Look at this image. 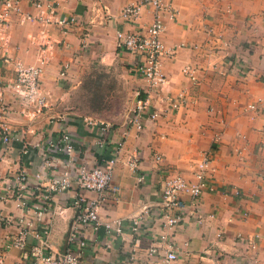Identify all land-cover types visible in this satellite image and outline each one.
Segmentation results:
<instances>
[{
	"label": "crops",
	"instance_id": "crops-1",
	"mask_svg": "<svg viewBox=\"0 0 264 264\" xmlns=\"http://www.w3.org/2000/svg\"><path fill=\"white\" fill-rule=\"evenodd\" d=\"M48 1L55 17H73L75 22L61 29L54 23L23 19L17 12L9 17V54L32 64L45 48L47 61L40 76L44 110L30 115L9 86L12 65L0 59V109L7 106L6 115L0 110V126L6 123L12 137L9 144L0 140V250L7 236L26 231L25 245L7 251L8 263L30 260L35 246L44 253L67 248L77 187L72 184L45 200L46 186L71 161L92 165L111 157L120 132L127 128L114 169L120 190L98 211L102 220L118 218L126 223L141 212V232L136 235L125 227L123 235H109L103 225L96 229L87 225L81 237L85 244L72 245L73 250L81 249L85 263L212 264L211 250L205 251L212 247L231 258L227 264H244V257L253 252L235 239L241 234L255 238L254 264H264V113L247 109L258 97L264 98V0H163L174 16L164 15L162 40L168 49L183 45L173 55L163 56L160 70L167 83L158 88L150 87L134 69L135 55L116 47L117 30L134 31L152 20L149 6L140 5L132 21L121 17L120 11L141 0ZM18 7L20 12H39L28 0H18ZM95 61L129 72L135 92L132 106L139 97L148 100L141 130L127 126L126 114L112 123L101 144L98 128L87 126L81 113L53 117L47 110L63 105L71 87ZM186 64L194 66L196 80L183 74ZM64 65L67 69L60 75ZM163 92L184 93V101L172 109L161 97ZM156 109L158 115L150 118ZM64 133L72 139L71 153L62 149ZM211 147L215 154L207 186L196 205L202 222L190 214L194 206L183 195V218L173 229L164 226L159 217L164 178L181 174L191 179L201 152ZM131 157L137 159L136 170L128 165ZM20 171L29 188L39 186L24 207L14 196V177ZM83 193L97 197L95 191ZM41 206L45 209L38 213ZM219 231L221 240L214 236ZM151 246L160 253L150 252ZM169 249L178 258L166 263L162 253Z\"/></svg>",
	"mask_w": 264,
	"mask_h": 264
},
{
	"label": "built area",
	"instance_id": "built-area-1",
	"mask_svg": "<svg viewBox=\"0 0 264 264\" xmlns=\"http://www.w3.org/2000/svg\"><path fill=\"white\" fill-rule=\"evenodd\" d=\"M35 7L39 9V12L35 15L30 12H20L18 7V0H0V59L6 64H11L14 71V78L10 82L9 86L13 92L18 94L24 107L28 110L30 115H34L41 111V108L45 106V101L41 95V80L40 76L43 71L44 65L47 61L45 54V48L41 49V52L37 58L36 63L26 64L20 59H15L8 52L10 43L9 33V17L11 13L17 12L23 19H35L45 23H54L61 29L67 25L75 22L73 17H55L54 10L52 8L51 1L46 0H28ZM140 5H147L151 8L152 20L142 27L134 31H116V47L126 50L136 57L134 63V69L142 75L152 88H158L167 83V78L160 70V63L165 55H173L177 47L183 44L176 45L168 49L162 40V33L164 31V15L169 18L174 16L172 8H170L163 0H141L139 4H128L122 8L121 17L125 20H134L139 11ZM87 44L84 43L83 46ZM47 47V46H46ZM67 65H64L60 75L65 74ZM184 75L191 80H196L195 68L189 64L182 67ZM161 97L169 102V106L172 109H176L184 101V93H179L176 96H171L166 93H161ZM148 106L147 98L139 97L132 106L127 115V126L134 127L137 130H141L144 126L143 115L144 109ZM248 110L253 112L264 113V98L258 97L255 101L247 105ZM1 114L6 115L7 106L1 107ZM158 115V110H154L150 113V118H155ZM84 122L89 127H96L100 132L99 143H105L108 132L112 128V123L104 121L95 117L85 116ZM128 134V129L124 128L120 132L119 140L114 146V152L108 159H102L99 162H95L92 165L81 163L75 165L73 161L65 166V169L57 177H52L49 184L46 186V192L43 193L45 200L51 198V195L59 193L64 189L75 184L77 191L75 192L73 206L75 208L74 215L70 222L68 234H67V248L62 252H50L44 253L41 248L33 247L31 249L32 258L30 260L16 259L11 263L7 261V251L13 247H23L25 245V233L21 230L18 235H9L6 237V241L0 250V264H87L82 260L81 249L73 250L72 245L78 243L80 246L85 244L82 239L83 230L87 225L93 228H97L99 225H103L105 231L111 235L113 233L123 235L124 228L127 227L136 235L141 232L142 214L141 212L130 217L129 222L126 223L123 219H107L102 220L99 215L98 208L107 202L109 199H116V196L120 190V186L114 182V169L118 159V153L123 145V140ZM11 134L9 132V126L6 123H2L0 126V140L4 144L11 142ZM64 146L62 147L68 153L73 151V143L70 135L64 133L62 135ZM25 148V147H24ZM23 148V149H24ZM24 151H27L24 149ZM215 148L211 147L201 152L200 159L195 163L193 177L188 179L181 174H172L164 178L162 183L161 192V209L159 217L164 226L173 229L185 213V199L183 195L190 197V203L194 206V209L190 211V214L194 216L198 223H201L203 218L197 213L196 209L197 199L201 194V190L207 186L208 170L213 156L215 154ZM160 155L156 156L159 159ZM47 162V161H45ZM128 165L131 169L136 170L137 159L131 157L128 160ZM39 176V175H37ZM138 180H141V175L137 176ZM15 182V198L18 201L19 206L24 207L27 203L26 199L35 197L39 186H27V178L25 173L20 171L14 177ZM91 190L97 193V197L90 198L84 195V191ZM3 196H1L2 198ZM34 208H39L36 203H33ZM45 209L44 206L40 207L37 211L41 213ZM29 224V223H28ZM223 233L221 231L214 235L217 240H221ZM237 241H242L246 248L253 252L251 256L244 257V264H254L257 259L258 245L255 238L251 236H243L241 234L234 235ZM207 250H211L213 255L212 264H227L231 259L220 248L209 247ZM150 252H158L160 250L157 246H151ZM177 252L173 249L163 251L162 259L166 263L177 260Z\"/></svg>",
	"mask_w": 264,
	"mask_h": 264
},
{
	"label": "rangeland",
	"instance_id": "rangeland-1",
	"mask_svg": "<svg viewBox=\"0 0 264 264\" xmlns=\"http://www.w3.org/2000/svg\"><path fill=\"white\" fill-rule=\"evenodd\" d=\"M127 72L119 65L108 67L95 61L71 87L63 105L59 109L47 110L53 117L76 112L110 123L120 121L128 114L135 99Z\"/></svg>",
	"mask_w": 264,
	"mask_h": 264
}]
</instances>
